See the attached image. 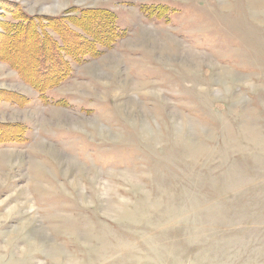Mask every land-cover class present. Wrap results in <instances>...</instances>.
I'll return each instance as SVG.
<instances>
[{
    "label": "rangeland",
    "instance_id": "1",
    "mask_svg": "<svg viewBox=\"0 0 264 264\" xmlns=\"http://www.w3.org/2000/svg\"><path fill=\"white\" fill-rule=\"evenodd\" d=\"M8 2L119 38L42 94L0 59V264H264V0Z\"/></svg>",
    "mask_w": 264,
    "mask_h": 264
},
{
    "label": "trees",
    "instance_id": "2",
    "mask_svg": "<svg viewBox=\"0 0 264 264\" xmlns=\"http://www.w3.org/2000/svg\"><path fill=\"white\" fill-rule=\"evenodd\" d=\"M3 7L9 8L6 10H9L16 21L11 23L12 30L7 22L0 21L1 31L4 32L0 37V59L8 62L22 80L29 83L39 94L66 79L72 70V62L78 63L84 57L97 56L100 54L99 46H107L119 38L114 24L115 16L105 9L86 10L89 14L83 13L84 9H79L68 15L27 16L16 4L8 2ZM158 13L160 16L159 11ZM83 16L85 21H82ZM72 23L80 29L83 28L84 34L78 35ZM21 26V31L16 33L17 27ZM30 43L32 54L24 60H18L15 51L21 53L18 47H26ZM9 101H13L12 98ZM18 103H22L21 99ZM12 129L10 132L7 128L0 130V142L14 139L11 132L16 128ZM22 132L19 131V134ZM3 133L5 136L2 137Z\"/></svg>",
    "mask_w": 264,
    "mask_h": 264
}]
</instances>
